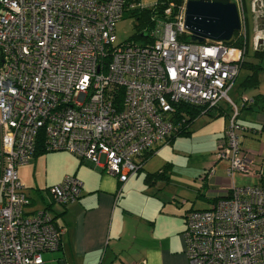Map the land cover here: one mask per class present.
<instances>
[{"label": "built area", "instance_id": "1", "mask_svg": "<svg viewBox=\"0 0 264 264\" xmlns=\"http://www.w3.org/2000/svg\"><path fill=\"white\" fill-rule=\"evenodd\" d=\"M187 1L175 22L155 24L153 42L115 44L116 23L126 8L144 7L140 2L0 0V264H43V253L61 245L64 229L47 209L26 211L31 200L17 173L34 157L41 133L46 151H67L124 183L140 169L142 154L175 133L179 105L222 102L232 111L216 156L229 160L231 184L208 208L187 212L184 252L188 264H264V184L233 183L235 174L264 177L240 144L246 128L229 95L244 49L179 41L188 33ZM232 1L244 34L243 2ZM260 5L251 0L254 15ZM249 102L241 97V105ZM213 174L209 168L202 177ZM82 188L80 178L67 175L47 193L66 204Z\"/></svg>", "mask_w": 264, "mask_h": 264}, {"label": "crops", "instance_id": "2", "mask_svg": "<svg viewBox=\"0 0 264 264\" xmlns=\"http://www.w3.org/2000/svg\"><path fill=\"white\" fill-rule=\"evenodd\" d=\"M259 93L264 94V73L257 89L245 92L235 89L236 101L232 99L238 104L242 95L253 97ZM209 119L219 130L218 134L215 133L216 141L224 134L227 118L219 116ZM238 120L247 128L240 136L242 148L253 154L258 165L264 168V109L241 108ZM44 156H34L30 162L19 166V176L26 179L28 171L34 174L40 160L48 157V155ZM61 159H63L61 169L44 188V193L49 186L61 182L65 176L75 175L83 182L82 193L77 200L66 205L53 202L49 197L45 198L46 195L41 192L43 188L38 186L29 187L34 188L37 197L25 192L31 200V204L26 208L27 212L49 208L56 224L64 229L60 247L55 251L43 253V264H135L143 259L147 264H188L183 241L187 212L191 209L208 208L211 204L210 200L227 193L231 184L227 176L228 164L217 161L213 164L214 174L207 180L210 183L206 181V185L203 186L202 181L195 199L190 201L188 207L183 208L182 206L185 205L180 204L177 205L178 209L174 207L175 204L170 205L173 203L170 199L163 200L162 203L157 202L155 207L152 198L158 195L151 190L156 186L157 191L170 189L171 171L167 180L146 183L145 174L156 171H143L149 159L142 171L131 176L124 183L119 182L115 176L107 174L97 165L72 154H64ZM141 174L142 178H140ZM259 182L257 178L242 177L240 174H235L233 177L235 185H253ZM20 183L23 190L27 191L21 181ZM132 197L144 203V206L138 207L141 209L137 216L135 207L131 205ZM39 199L42 202L41 208L36 207ZM197 201H201L202 207H195ZM148 205L154 207L148 209ZM126 238L138 252L133 258L123 254Z\"/></svg>", "mask_w": 264, "mask_h": 264}, {"label": "rangeland", "instance_id": "3", "mask_svg": "<svg viewBox=\"0 0 264 264\" xmlns=\"http://www.w3.org/2000/svg\"><path fill=\"white\" fill-rule=\"evenodd\" d=\"M139 2L142 6L149 8L156 2V0H139ZM242 2L244 5V15L246 17L244 27V34L246 36L247 43L246 51L248 59H251L255 58L254 50L256 49V35H260L261 42L259 41L260 43L258 46L260 47L263 43L264 50V0H260L261 5L258 10L259 13L255 15L251 9V0H242ZM134 33V19L125 14L115 26V44L130 40ZM262 63L264 66V55ZM246 74L247 72L245 69L240 71L234 89L229 92V95L235 101L236 99L234 96V90L237 89L238 84ZM238 104L240 105V102ZM209 118L210 117L208 115L199 116L192 125V133L190 135L179 136L172 143L165 144L145 164L143 171H154L160 168L165 162L172 163V168H170V177L172 183V185H170L171 188L163 191H157L158 187L156 186L153 188V190H151L152 193L156 192L158 195L156 198H152L155 207L158 204L157 202L162 203L163 200L169 199L173 202L170 205L175 204L174 207H177V205L180 204L185 205L182 206L183 208L188 207L190 205V201L195 199L197 189L202 183L203 174L207 172L209 168H212L214 171V162L219 161V163L224 162L229 165V160L227 159L217 160V140L215 141V135L219 133V130L216 129V125L214 123L209 121ZM57 152L61 151H49L43 153L42 155H48V157L40 160L38 169L34 172V174L32 171L27 172L28 179L22 178L21 175L19 176L20 170H17L18 178L20 179L19 181H21L26 187L27 191L25 192H29L32 197H37V195H35L36 192L34 191V188L31 189L29 187H41L43 188L41 192L43 191L44 193V188L50 184L49 182L52 181V178L61 169V160H63L61 158L64 154L69 153L67 151H62L63 153L61 154ZM140 178H142V174ZM207 182L210 183V181ZM45 195V198L47 199V197H49L47 191L44 193V196ZM173 198L175 199L173 200ZM41 203L42 202L39 199L38 205H36V207L41 208ZM131 203V205H133L132 207H135V215L137 216L138 211L141 209L138 207L144 206V203L142 201L138 202L135 197H132ZM167 204L169 205V203ZM154 206L148 205V209L150 207L153 208ZM195 207H202L201 201H197ZM124 248L125 250L123 254H125L126 257L133 258L137 256V250L134 249V246L130 244V240L127 238L124 242Z\"/></svg>", "mask_w": 264, "mask_h": 264}, {"label": "trees", "instance_id": "4", "mask_svg": "<svg viewBox=\"0 0 264 264\" xmlns=\"http://www.w3.org/2000/svg\"><path fill=\"white\" fill-rule=\"evenodd\" d=\"M130 2H139V0H130ZM183 4H184V0H156V2L149 8L140 7V6H135L133 8H129V7L126 8L123 16L127 14L129 15V17L134 19L135 33L130 40L124 41L123 43L139 42L142 44H146L153 42V37L150 35V32L154 28L155 24L158 22H175L178 19ZM167 8H170V12L168 14L164 12L165 9ZM178 39L179 41H183V42H191L190 35L188 33L180 34L178 36ZM226 44L244 49L243 59L240 65V71L242 69H245L247 74L240 81V83L237 86V89H239L241 92L257 89L262 81V74L264 73V66L262 63L263 55H264L263 48H261V46L256 48L254 50L255 58L248 59L247 51H246L247 50L246 36L240 31L235 32L233 40ZM250 98H252V102L243 105H241V99H240V105L238 104L240 106V109L253 108V107L264 109V94L259 93ZM178 109L181 112H183V115L180 116V118L177 120L179 122L176 121L177 126L175 133L165 143L160 144L141 155L140 158L141 167L138 170V172L143 170V166L146 163V161L150 159L162 146L168 143H172L175 140V138L179 136L190 135L192 131V125L199 116L208 115L212 118L224 116L228 119L232 111V107L225 102H222L217 106L208 109L206 106H201V105L181 104L179 105ZM182 119L184 121H182ZM239 123L241 122L239 121ZM44 145H45V137L41 133L37 139V148L34 156L42 155L45 152H49L44 149ZM170 168H172V164L170 162H167L155 172L146 173L144 177L145 182L151 183L156 180H167L169 172L171 170ZM207 180L208 179L205 177L202 178L203 186L206 185ZM260 183L264 184V177L260 180ZM216 198H218V196L210 200V203L213 202ZM66 204H62V205H66ZM44 209H47L49 211V208H44ZM53 222L56 224L54 218H53ZM57 226L60 227L59 225Z\"/></svg>", "mask_w": 264, "mask_h": 264}, {"label": "water", "instance_id": "5", "mask_svg": "<svg viewBox=\"0 0 264 264\" xmlns=\"http://www.w3.org/2000/svg\"><path fill=\"white\" fill-rule=\"evenodd\" d=\"M184 26L195 43H229L242 28L238 7L232 0H188Z\"/></svg>", "mask_w": 264, "mask_h": 264}]
</instances>
